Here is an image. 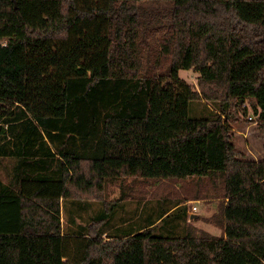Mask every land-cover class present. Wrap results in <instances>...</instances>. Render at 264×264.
<instances>
[{"label": "trees", "instance_id": "trees-1", "mask_svg": "<svg viewBox=\"0 0 264 264\" xmlns=\"http://www.w3.org/2000/svg\"><path fill=\"white\" fill-rule=\"evenodd\" d=\"M247 99L264 124V0H0V264H264V160L229 123ZM120 177L220 179L225 234L179 235L186 206L116 227L88 198Z\"/></svg>", "mask_w": 264, "mask_h": 264}, {"label": "rangeland", "instance_id": "rangeland-1", "mask_svg": "<svg viewBox=\"0 0 264 264\" xmlns=\"http://www.w3.org/2000/svg\"><path fill=\"white\" fill-rule=\"evenodd\" d=\"M133 7L134 11H144L142 13L149 14L166 12L171 8L170 4L165 2L138 3ZM158 20L150 17L147 22H143V18L139 21L140 25L147 23L146 27H148L147 40L140 44L143 57L148 56L151 51V55H155L158 48L157 40L161 39L165 32L156 25ZM154 61L151 60L152 64ZM160 61L163 67L167 66L168 60L161 58ZM180 77L200 92L197 72L181 70ZM206 103L212 107L209 102ZM252 103L253 101L249 99L242 101L235 109L233 119H230L229 123L234 132L237 149L243 155L241 158L246 161H262L264 160V124L254 114ZM201 105L196 106L197 110L202 108ZM249 117L254 119L250 120ZM88 199L96 201V205L101 200L107 201L110 206L119 205L117 209L119 214L114 222L115 225L117 224L116 227L129 226L137 221L139 215L144 216L154 209L157 216V212L164 206L170 208V213L173 214L177 213L179 207L186 206L188 219L186 222H178L175 229L179 235L184 234L189 228H192L197 236L203 232L217 237L225 234L224 209L227 198L224 196L222 181L217 178L160 181L141 177H120L107 180L103 190L95 189ZM193 207L197 209L194 210ZM80 214L78 222L83 224H87L89 218L95 215L93 209L88 212L82 210ZM62 220L67 225L65 214L62 215Z\"/></svg>", "mask_w": 264, "mask_h": 264}, {"label": "built area", "instance_id": "built-area-1", "mask_svg": "<svg viewBox=\"0 0 264 264\" xmlns=\"http://www.w3.org/2000/svg\"><path fill=\"white\" fill-rule=\"evenodd\" d=\"M250 120H253L254 118L253 117H249ZM194 210H196L197 208L196 207H193Z\"/></svg>", "mask_w": 264, "mask_h": 264}, {"label": "crops", "instance_id": "crops-1", "mask_svg": "<svg viewBox=\"0 0 264 264\" xmlns=\"http://www.w3.org/2000/svg\"><path fill=\"white\" fill-rule=\"evenodd\" d=\"M4 183H7L6 180H4Z\"/></svg>", "mask_w": 264, "mask_h": 264}]
</instances>
